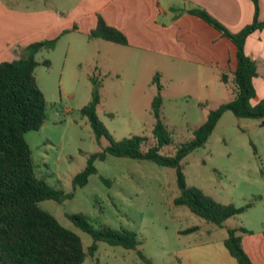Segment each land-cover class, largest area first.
Wrapping results in <instances>:
<instances>
[{
    "label": "rangeland",
    "instance_id": "obj_1",
    "mask_svg": "<svg viewBox=\"0 0 264 264\" xmlns=\"http://www.w3.org/2000/svg\"><path fill=\"white\" fill-rule=\"evenodd\" d=\"M9 1L12 5L18 1L21 7L36 2ZM47 1L43 0L44 5ZM104 43L90 42L86 47L87 54L95 55L89 63L79 64L72 54L66 57L61 44L36 54L35 75L46 99L47 117L39 129L25 133V140L36 176L72 195L61 202L42 200L39 205L76 232L84 249L92 238L69 214L85 215L95 229L105 225L134 232L141 241L138 249L145 259L136 249L99 241L94 255L87 256L83 264H231L235 260L223 245L227 228L251 231H239L242 236H264V123L238 118L226 110L204 145L180 161L187 186L224 204H251L243 213L228 217L223 226L202 219L185 206H176L174 198L180 192L177 169L150 160L107 154L94 161L96 173L87 183L74 187L73 178L86 166L89 155L109 144L105 136L96 141L80 112L91 99V76L99 84L96 113L107 133L115 141L146 137L142 150L155 143L151 104L160 92V116L172 138L159 149L166 155H173L180 144L191 140L209 112L233 97L209 72L122 45L104 48ZM45 59L48 66L42 64ZM93 66L98 68L96 72L90 71ZM156 72L162 74L160 89L152 84ZM260 83V78L255 80L257 95L264 97ZM191 227L196 230L182 232Z\"/></svg>",
    "mask_w": 264,
    "mask_h": 264
},
{
    "label": "trees",
    "instance_id": "obj_2",
    "mask_svg": "<svg viewBox=\"0 0 264 264\" xmlns=\"http://www.w3.org/2000/svg\"><path fill=\"white\" fill-rule=\"evenodd\" d=\"M254 4L253 21L237 32H231L209 13L200 8L187 12L203 19L216 28L236 46L237 65L233 71H220L219 80L233 95L232 100L211 110L206 120L193 131V138L180 144L173 155L161 154L159 149L172 142L170 133L160 116L162 96L157 92L153 97L151 110L155 118L152 130L155 143L146 150L141 146L146 141L143 136L125 137L115 141L105 130L97 116L96 107L100 102L99 84L90 77L91 99L80 112L85 116L94 132L97 142L102 136L109 144L101 151L91 153L86 166L73 178V186H84L88 177L96 173L94 161L103 160L107 154L138 160H150L158 165L176 168L178 172L179 194L174 198L176 206H185L202 219L223 226L230 216L243 213L251 204L236 207L232 203H221L205 194L197 187L187 186L180 171V161L192 150L207 141L222 113L230 110L238 118L261 119L264 123V97L258 98L253 84L257 75V64L244 51L247 36L264 28V21L258 19L259 1ZM90 39L101 38L126 45L125 35L98 18L97 25L88 34ZM58 38L35 41L21 50V55L12 60L0 62V264H83L87 256L97 250L99 241L125 249H138L141 241L134 232L102 226L95 229L81 213L68 217L87 232L92 241L84 249L80 236L63 226L39 202L52 199L61 202L70 198L71 193L48 185L44 178L37 177L31 150L25 140V133L37 130L47 117V103L35 75L39 62L36 54L40 50H52ZM42 64L48 66L49 60ZM159 89V74L152 79ZM196 227L183 230L192 232ZM241 233H251L244 227L227 228L223 244L230 256L238 264H254L242 247Z\"/></svg>",
    "mask_w": 264,
    "mask_h": 264
},
{
    "label": "crops",
    "instance_id": "obj_3",
    "mask_svg": "<svg viewBox=\"0 0 264 264\" xmlns=\"http://www.w3.org/2000/svg\"><path fill=\"white\" fill-rule=\"evenodd\" d=\"M35 1L32 7H21L18 1L12 5L9 0H0V62L18 58L21 49L32 42L58 38L54 49L61 44L66 57L72 54L79 64L89 63L95 59L87 54L90 42H106L104 48L109 49L122 45L88 37L100 17L125 35V48L194 66L219 80L220 71L236 68V46L187 10L203 9L231 32L241 30L254 17L252 0H49L45 5L43 0ZM258 1V19L264 21V0ZM244 51L257 64L255 90L259 78L264 89V28L247 36ZM97 53L100 55V50ZM97 69L93 66L90 71ZM156 73L160 80L162 74ZM242 247L254 264H264L262 234H244Z\"/></svg>",
    "mask_w": 264,
    "mask_h": 264
}]
</instances>
